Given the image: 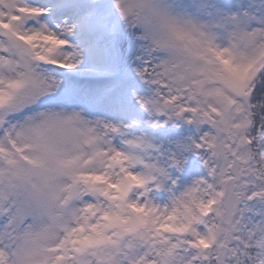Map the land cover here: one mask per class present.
<instances>
[{
	"label": "snow or ice",
	"instance_id": "snow-or-ice-1",
	"mask_svg": "<svg viewBox=\"0 0 264 264\" xmlns=\"http://www.w3.org/2000/svg\"><path fill=\"white\" fill-rule=\"evenodd\" d=\"M0 264H264V0H0Z\"/></svg>",
	"mask_w": 264,
	"mask_h": 264
}]
</instances>
